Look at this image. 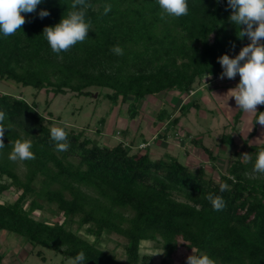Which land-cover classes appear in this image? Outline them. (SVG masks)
Masks as SVG:
<instances>
[{"label": "trees", "instance_id": "trees-1", "mask_svg": "<svg viewBox=\"0 0 264 264\" xmlns=\"http://www.w3.org/2000/svg\"><path fill=\"white\" fill-rule=\"evenodd\" d=\"M88 2L92 7L86 16L91 22L87 40L60 54L52 52L42 32L60 21L71 0H42L35 13L22 14L27 22L20 31L7 38L0 34V79L31 86L35 96L43 89L54 96L107 89L105 97L112 105L132 98L127 106L131 120L146 96L171 91L193 95L181 104L179 116L166 108L156 114L155 123H164L165 131L155 138H165L182 116L201 109L195 95L204 84L211 90L210 84L221 76L218 57H234L250 42L237 37L227 0H188V15L165 20L156 0ZM106 3L112 10L104 15ZM42 9L50 14L40 18ZM114 45L123 48V55L110 51ZM35 98L29 101L23 94L0 90V111L6 113L0 196L12 189L18 193L14 200L0 201V231L67 258L83 252L85 264H148L151 256L141 253L142 241L162 250L160 264H167L182 244L197 255L207 254L215 264H264V174L253 170L264 143L245 140L217 179L204 165L192 167L169 153L152 159L147 140L137 145L134 139L125 140L127 128L121 140L109 144L61 121L58 126L65 127L69 147L58 151L50 137L52 112L45 115ZM263 110L261 105L258 111ZM241 114L239 109L234 116V129ZM20 137L31 139L35 159H8L10 142ZM191 141L217 169L213 149L195 137ZM220 142L233 145V134H223ZM143 143H148L144 152L139 148ZM245 155L251 161L245 162ZM220 182L230 190L221 192ZM208 193L223 198L222 210L213 209L205 199ZM46 204L56 207L60 220L34 216ZM105 233L126 239L124 258L101 247Z\"/></svg>", "mask_w": 264, "mask_h": 264}, {"label": "rangeland", "instance_id": "rangeland-1", "mask_svg": "<svg viewBox=\"0 0 264 264\" xmlns=\"http://www.w3.org/2000/svg\"><path fill=\"white\" fill-rule=\"evenodd\" d=\"M239 79L240 77L237 75L235 79H228V81H231V85L236 86ZM223 82L224 79L218 77L210 85L214 89L222 85ZM204 85L201 86L204 90H200L195 95V98L199 99L201 109L198 111L193 109L187 115L182 116L180 123L167 133V137L163 138L159 136L165 131V124L161 122L155 123L156 114L162 108H166L169 112H174L173 115L175 116L181 114L179 111L181 104H177L176 98H173L174 101H164V93L146 96L140 100L138 102V115L131 120L127 112V106L132 98H129L128 102L119 101L117 104L112 105L111 101L105 97V93L110 92L107 89L92 87L90 88V94L78 95L73 91H68L66 94H57L55 96L52 91L43 89L35 96L36 91L31 86L25 87L12 80L0 79V90L17 95L23 94L29 101L34 100L36 97L35 99L40 104V109L43 110L45 115L50 116L48 112H52L53 126H58L63 121L68 127H73L78 131L84 129L86 136L93 140L109 144H115L121 140L123 131L127 128L128 132L125 140L131 141L134 139L136 145L143 140H147L150 144L149 151L152 159L161 158L165 156V153H169L177 156L181 162L192 167L204 165L207 172L217 179L218 171H225L229 158L233 155L232 153L241 148L245 140L249 144L264 143V126L254 122V115L242 111L240 117L242 120L234 129V116L239 110L235 102H226L216 98L211 93L212 91H209ZM169 93H172V91ZM187 100H189V97L184 101ZM259 108L260 106H258L257 111ZM255 125L257 127L256 134L249 137ZM158 131L159 136L155 138ZM225 133L233 134L235 140L233 145L220 142L221 136ZM188 134L213 149L218 156L217 169L212 168L208 155L201 147L196 146L191 141V137ZM148 143L140 145L139 148L142 149V152L145 151V146ZM136 150L138 149L135 147L134 151ZM20 171L23 172V169L21 168ZM17 196L18 193H15L12 189L3 193L0 196V201H11L16 199ZM34 216L39 219L45 216L49 221L54 222L61 219L56 207L49 209L47 204L44 210L35 211ZM7 234L12 233L2 230L0 240L2 239L1 236ZM82 234H84L83 231ZM125 243L126 239L122 236L105 233L101 247L110 253L116 252L119 257L124 258ZM20 246L21 248H19ZM1 248L5 249L8 255L13 254L12 251L16 250H23L26 253L22 255L20 254L21 252L17 253L13 257V261L17 260L13 262L14 264H72L73 260L49 247H35L30 241L15 233L12 234V237L6 239ZM40 250L41 254H38ZM192 251L183 244L180 245L175 255L167 261V264H183L187 262L186 258L192 254ZM141 253L151 256V261L148 264H160L163 257L162 250L156 248L152 241H142Z\"/></svg>", "mask_w": 264, "mask_h": 264}, {"label": "clouds", "instance_id": "clouds-1", "mask_svg": "<svg viewBox=\"0 0 264 264\" xmlns=\"http://www.w3.org/2000/svg\"><path fill=\"white\" fill-rule=\"evenodd\" d=\"M42 0H0V34L4 38L14 36L27 22L22 14H32L37 10ZM159 6V16L162 20L168 17L180 18L188 15V0H156ZM232 9L230 21L237 27V37H247L250 41L243 46L238 55L230 57L223 54L218 57L222 73L220 78L235 79L239 75L238 84L230 88L227 93V101L234 98L238 109L256 117L255 122L264 126V111H257L258 106L264 105V0H227ZM88 0H71L69 10L63 14L60 21L54 25L45 26L42 35L46 39L52 52L60 54L67 52L78 43H83L88 38L91 29L90 20L86 19L87 11L91 8ZM112 10V5H104L103 14L107 15ZM50 13L46 9L39 12V17H47ZM235 47V45H233ZM110 51L115 55H123V48L114 45ZM193 93V92H192ZM6 113L0 111V149L5 144L4 121ZM50 137L56 144L58 151H67L68 133L63 126L50 128ZM12 147L8 159L12 162L35 159L32 151L31 139L20 137L10 142ZM245 162L251 161V157L245 155ZM254 172L264 174V148H261L255 157ZM220 191L230 190L225 182H220ZM205 199L211 202L213 209L220 211L225 202L221 196L208 193ZM86 258L83 252L78 253L72 260V264H85ZM187 264H215V261L207 254H192L186 258Z\"/></svg>", "mask_w": 264, "mask_h": 264}, {"label": "crops", "instance_id": "crops-1", "mask_svg": "<svg viewBox=\"0 0 264 264\" xmlns=\"http://www.w3.org/2000/svg\"><path fill=\"white\" fill-rule=\"evenodd\" d=\"M230 82L231 81H228V78H224V82L222 83V85H220V86H217V87H215L214 89H212L211 88V90L208 88V86H206V88H208V90L209 91H212L211 93L216 97V98H220V99H222V100H224V101H226V102H235V100H234V98H231V99H229L228 101H227V96L225 95L226 93H227V91L230 89V88H233V87H235V86H233V85H231L230 84ZM199 89H201V90H204V88H201V87H199ZM214 92V93H213ZM191 95V94H190ZM186 95V94H183V93H179L178 91H172V93H169V92H166V93H164V101H168V102H170V101H174V99L173 98H176V100H177V104L178 103H180V104H182V103H184V102H186V101H184L187 97H189V100L193 97V95ZM171 99H173V100H171ZM188 101V100H187ZM231 104V103H230ZM232 105H234L233 103H232ZM176 106V105H175ZM229 106V105H228ZM175 116V115H174ZM242 120V119H241ZM180 123V122H179ZM257 131V130H256ZM159 132V131H158ZM157 132V133H158ZM156 133V134H157ZM256 134V133H255ZM2 231H0V233H1ZM2 237V239L0 240V264H9L10 262V264H12L13 262H16L17 260L15 259L14 261H13V257H15L16 256V254L17 253H19V252H21L20 254L22 255L23 253H25L23 250H16V251H12V253L13 254H9L8 255V253H6V251H5V249H2L1 248V246L2 245H4V243L6 242V239L7 238H9V237H12V234H7V235H3V236H1ZM5 247V246H4ZM3 247V248H4ZM19 248H21V246L19 247ZM26 254V253H25ZM18 257V256H17ZM14 264V263H13Z\"/></svg>", "mask_w": 264, "mask_h": 264}]
</instances>
